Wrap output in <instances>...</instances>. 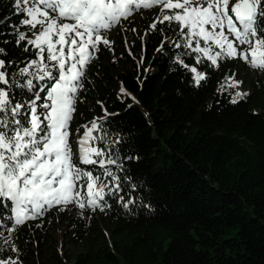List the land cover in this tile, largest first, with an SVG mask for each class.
<instances>
[{
  "label": "trees",
  "instance_id": "1",
  "mask_svg": "<svg viewBox=\"0 0 264 264\" xmlns=\"http://www.w3.org/2000/svg\"><path fill=\"white\" fill-rule=\"evenodd\" d=\"M4 16L18 23L13 0H0ZM150 24L138 36L136 58L124 51L123 25L111 47L100 46L70 126V137L81 135L83 125L104 117L103 104L107 141L97 144L122 138L123 175L137 187L129 192L125 184L121 194L135 203L124 209L106 197L104 211L73 204L47 210L18 227L11 238L19 251L6 248L3 257L39 264L44 251L43 264H264V71L248 65L255 74L249 95L232 104L235 89H217L238 71L237 59L219 69L205 62L208 79L196 87L191 74L156 52L161 37L145 34ZM116 61L129 67L117 71ZM121 85L130 96L120 94Z\"/></svg>",
  "mask_w": 264,
  "mask_h": 264
},
{
  "label": "snow or ice",
  "instance_id": "2",
  "mask_svg": "<svg viewBox=\"0 0 264 264\" xmlns=\"http://www.w3.org/2000/svg\"><path fill=\"white\" fill-rule=\"evenodd\" d=\"M154 7L160 11L145 34L160 35L156 52L191 74L196 87L208 79L200 70L205 62L219 69L225 60L241 59L264 71V0H13L18 23L0 18V212L11 213L0 217V253H18L12 234L57 206L104 211L111 206L106 197H116L124 209L135 203L121 194L125 184L129 192L137 187L123 175L122 138L97 144L107 141L103 104L98 102L104 117L82 126L76 153L70 126L87 66L101 45L113 43L104 33ZM242 83L234 73L226 75L217 91ZM120 94L131 95L123 85ZM247 95L237 90L230 103ZM0 264L22 262L0 255Z\"/></svg>",
  "mask_w": 264,
  "mask_h": 264
},
{
  "label": "rangeland",
  "instance_id": "3",
  "mask_svg": "<svg viewBox=\"0 0 264 264\" xmlns=\"http://www.w3.org/2000/svg\"><path fill=\"white\" fill-rule=\"evenodd\" d=\"M159 11H160L159 7H154L151 10L138 11L133 16H131L128 20L122 21L121 25L113 27L111 30L104 33V35H106V37L112 42L111 37H112L113 32L120 30L121 26L123 25V27L126 28L125 34L127 37L125 42L122 44L124 47V51L128 52L130 54V57L136 58V52L141 47V44L138 41V36L140 33L143 32L142 28H144V25H148L151 22H153V20L158 15ZM133 28L136 29L135 32L131 31V29H133ZM237 60L239 62V69L235 73V78L237 80L243 81V83L240 85L239 89H235V91L239 90V91L247 93L249 90L248 87L246 86L247 80L253 79L255 74L252 72L253 70L248 67V64H246L241 59H237ZM137 65H139V64L137 63ZM115 67H116L117 71H120L122 69L128 68L129 65L121 64L118 61H116ZM81 135L78 134L73 138L70 137V143L72 144L74 153L77 152V149H78L77 141ZM10 214H11L10 211L0 212L1 217H7ZM3 222L5 225L11 226V223L7 219H4ZM54 236H57V234L55 233ZM75 249L76 248L72 247V246L67 247V250H69L70 252L74 251ZM38 260H39V264L44 263V261H45L44 260V251L41 253V255H39Z\"/></svg>",
  "mask_w": 264,
  "mask_h": 264
}]
</instances>
